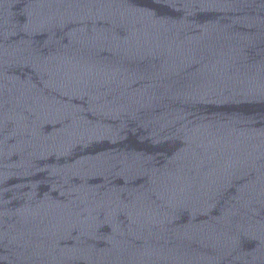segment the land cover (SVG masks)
Segmentation results:
<instances>
[{
    "label": "water",
    "instance_id": "water-1",
    "mask_svg": "<svg viewBox=\"0 0 264 264\" xmlns=\"http://www.w3.org/2000/svg\"><path fill=\"white\" fill-rule=\"evenodd\" d=\"M0 264H264V0H0Z\"/></svg>",
    "mask_w": 264,
    "mask_h": 264
}]
</instances>
